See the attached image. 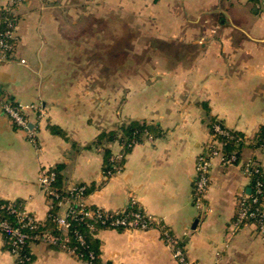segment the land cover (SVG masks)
Instances as JSON below:
<instances>
[{
    "label": "crops",
    "instance_id": "obj_1",
    "mask_svg": "<svg viewBox=\"0 0 264 264\" xmlns=\"http://www.w3.org/2000/svg\"><path fill=\"white\" fill-rule=\"evenodd\" d=\"M8 1L0 0V11ZM97 9L102 18L119 14L141 27L138 40L147 42L136 52L152 56L148 77L136 69L115 85L81 79L80 37L67 28ZM16 14L15 61L0 67V197L21 200L46 220L49 198L39 177L59 166L64 189L91 188L89 205L116 211L135 200L160 219L183 242L186 264H264V238L254 225L227 239L237 199L251 185L242 165L253 157L264 169L262 151L245 147L239 165L212 162L204 213L193 197L210 122L219 119L248 139L264 126V0H23ZM7 101L42 109L40 120L31 114L35 143L4 113ZM131 120L157 129L108 177L95 143ZM107 147L115 154L122 146ZM95 238L99 264H181L157 229H102ZM31 252L30 264H85L51 243L33 244ZM14 262L0 241V264Z\"/></svg>",
    "mask_w": 264,
    "mask_h": 264
},
{
    "label": "built area",
    "instance_id": "obj_2",
    "mask_svg": "<svg viewBox=\"0 0 264 264\" xmlns=\"http://www.w3.org/2000/svg\"><path fill=\"white\" fill-rule=\"evenodd\" d=\"M23 0H9L4 7L7 11L16 13L18 5ZM17 6V7H16ZM18 26L9 24V30L5 33H0V67L7 62H10L12 51L16 48V44L19 41ZM15 40V41H14ZM16 55V54H15ZM15 58V56H14ZM4 113L13 121L18 129L26 131L29 140L33 143L36 142L35 128H31V114H35L40 120L42 118V109L37 105L18 104L13 105L10 101L3 104ZM213 132L210 134L208 142L204 145L201 153L197 157L194 179V201L196 207L200 213L206 211V197L210 189L211 182V167L212 162L219 159L223 166L239 165L241 161H238V156L233 154H225L223 147L225 143L217 139V135L226 136L229 139H235L229 131L223 129L219 124H214ZM243 141L242 139H239ZM249 144V142L244 141ZM121 150L115 153L112 157V161H115L106 175L112 177L113 175L122 171L123 167L117 162L122 160L123 154ZM244 173L251 178L260 171L258 163L255 158H249L242 165ZM58 174L54 168L45 169L42 171L39 177V183L49 198L50 211L47 217H52L53 221L58 224V227L63 231V234H67L71 220L81 216V218L98 219L102 224L108 226L107 229L116 230H143L148 231L157 229L161 232L162 238L166 241L167 245L172 249L174 257L181 263L186 264V253L182 247H177V241L173 237L172 232L167 228L160 219L148 215L138 205L135 200H131L130 203L122 210L108 211L96 207V209H90L88 203V186L77 185L72 188L66 189L60 192L56 187ZM263 192L262 182L256 181L253 186V193H244L237 199L236 214L231 225V229L228 234V241H230L237 232L247 225H254L256 231L264 238V204L256 206L259 201V196ZM67 206V211L64 215L60 212L56 214L51 211L58 207ZM11 212L17 216L20 226L12 227V225L3 221L0 222V241L4 242L3 232H9L10 237L7 241L9 246L8 251L14 255V264H29L32 258L29 255L22 253L23 247L30 243L31 240H40L42 242L54 244L59 241V238L53 235L51 232H41L31 235L28 230H36L40 221L34 214L26 211L25 206L18 210L16 207H10ZM91 229H94L91 226ZM78 240L82 245L86 244V241L82 235H78ZM64 249L76 259L82 261L85 264H90L88 260H83L84 255L77 252V248H70L66 246L68 242L65 237L62 239ZM5 243V242H4ZM90 260L94 259V254L90 253Z\"/></svg>",
    "mask_w": 264,
    "mask_h": 264
},
{
    "label": "trees",
    "instance_id": "obj_3",
    "mask_svg": "<svg viewBox=\"0 0 264 264\" xmlns=\"http://www.w3.org/2000/svg\"><path fill=\"white\" fill-rule=\"evenodd\" d=\"M20 1V0H19ZM17 7V6H16ZM20 22V16L16 13L7 11L6 9H2L0 11V33H5L7 30H9V24H12L14 26H18ZM15 41V40H14ZM19 43V41H18ZM18 43L16 44V48L18 46ZM16 50L12 51V56L9 60L10 62L15 61V54ZM13 105H18L15 102H11ZM219 124L223 129L230 132L235 139H229L226 136L217 135V139H219L221 142L225 143L223 147V151L225 154H233L235 153L238 156V161L242 160V153L245 147L249 146L253 150H260L264 153V126H262L254 138L248 139L245 135L229 129L225 123L219 119H213L210 122V134L213 132V125ZM157 129V126L154 124H150L146 121H135L131 120L126 123H123L117 130L111 131V132H104L100 134L96 141V145L99 148H102V151L105 155V167L104 172L107 173L108 170L112 168L115 161H112L113 152L112 149L107 147L108 145L118 143L122 146L121 153L123 154L122 160L120 162H117L120 166L124 167L126 157L127 155L132 151V149L137 145L140 144L144 137L146 135H152L155 134V131ZM52 131L54 133H59V131L56 128H52ZM239 139H242L243 141H240ZM244 141L249 142V144L245 143ZM255 160L258 163V168L260 171L256 173L251 178V185L249 188V193H253V186L256 181L262 182V190L263 192L258 195L259 201L256 206H260L261 204H264V169L261 165V163L255 158ZM55 171L58 174V179L56 182V187L60 192L65 191L66 189L63 188L62 182H61V167H56ZM81 185V184H80ZM83 185V184H82ZM86 185V184H84ZM88 186V185H87ZM91 193V188L88 186L87 194L89 195ZM10 207H16L18 210L22 209L24 207V202L21 200L16 201H9L4 200L0 197V222L7 221L9 222L12 227H18L20 226L18 223L17 216L11 212ZM90 209H96L95 206H90ZM59 211L58 207H55L51 213L56 214ZM91 226L94 227V229H91ZM108 226L105 224H102L100 220L98 219H90V218H81V216L77 217L74 220H71V226L67 232V234H63V231L58 227V224L53 221L52 217H47L46 220L42 221L38 228L36 230H28V232L31 235H35L36 233L41 232H51L53 235L59 238L58 242H55L53 245L58 247H63V241L65 237L67 238L68 242L66 243L67 247L70 248H77V252L84 255L83 260H88L90 264H99L100 262V252L97 249L99 241L95 238V235L98 231L102 229H107ZM4 242L5 246L8 249L9 246L7 244V241L10 237L9 232H3ZM78 235H82L86 241L85 245H82L80 241L78 240ZM42 241L40 240H31L30 243L26 244L23 249L22 253L24 255H29L31 258L32 252H31V246L36 243H40ZM177 247H183V242H178L176 245ZM64 248V247H63ZM90 253L94 254V259L90 260ZM31 263V262H30ZM29 263V264H30Z\"/></svg>",
    "mask_w": 264,
    "mask_h": 264
},
{
    "label": "rangeland",
    "instance_id": "obj_4",
    "mask_svg": "<svg viewBox=\"0 0 264 264\" xmlns=\"http://www.w3.org/2000/svg\"><path fill=\"white\" fill-rule=\"evenodd\" d=\"M99 12L97 9L88 13L74 29L70 25L66 27L80 37L79 41L75 38V45L78 42L80 53H76L79 55L76 62L81 66V79L94 75L98 81L113 80L115 85L130 78L136 69L142 70L141 76L148 77L152 56L144 53L138 56L136 52L147 42L146 39L138 40L141 27L132 23L131 17L114 14L102 18Z\"/></svg>",
    "mask_w": 264,
    "mask_h": 264
}]
</instances>
